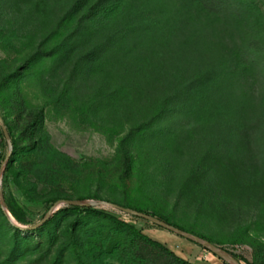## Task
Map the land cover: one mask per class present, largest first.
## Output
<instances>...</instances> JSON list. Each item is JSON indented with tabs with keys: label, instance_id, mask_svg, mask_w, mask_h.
<instances>
[{
	"label": "rangeland",
	"instance_id": "1",
	"mask_svg": "<svg viewBox=\"0 0 264 264\" xmlns=\"http://www.w3.org/2000/svg\"><path fill=\"white\" fill-rule=\"evenodd\" d=\"M0 115V264H264V0H0Z\"/></svg>",
	"mask_w": 264,
	"mask_h": 264
},
{
	"label": "water",
	"instance_id": "2",
	"mask_svg": "<svg viewBox=\"0 0 264 264\" xmlns=\"http://www.w3.org/2000/svg\"><path fill=\"white\" fill-rule=\"evenodd\" d=\"M0 125H1L3 133H4V137L6 138V140L8 142L10 151L12 152L13 151V143L11 140V136H10L9 131L7 129L6 123H5L4 119L1 117V115H0ZM6 163L7 162L4 163V165L1 169L2 170L1 172H3V170L6 166ZM0 197H2L1 187H0ZM100 204L112 207V208L119 210L123 213H126L128 215L135 216V217L144 219L146 221H149V222H151V223H153V224H155V225H157V226H159V227H161V228H163L169 232H172V233H174V234H176V235H178V236H180V237L204 248L205 250L215 254L218 258H220L221 260L225 261L228 264H241L231 253L227 252L226 250L222 249L221 247H218L217 245L213 244L211 241H209V240H207L201 236L193 234L189 231L182 230V229L175 227L169 223H166L165 221H162L159 218L153 217V216L148 215L146 213L139 212L136 210H132L129 208H125V207L119 206V205L114 204V203H109V202L99 203V202L91 201V200H60V201L56 202L54 204V206L48 211V213L46 214L43 221H41L40 223H38L37 225H34L32 227H25V226H22L21 224H19L14 219V217L11 215V213L7 210V208L5 207L3 202L1 203V209H2L5 217L7 218V220L9 221V223L13 227H15L21 231H27V230H36V229L40 228L41 226H43L56 213V211L62 206L94 209Z\"/></svg>",
	"mask_w": 264,
	"mask_h": 264
},
{
	"label": "trees",
	"instance_id": "3",
	"mask_svg": "<svg viewBox=\"0 0 264 264\" xmlns=\"http://www.w3.org/2000/svg\"><path fill=\"white\" fill-rule=\"evenodd\" d=\"M4 121H5V120H4ZM5 123H6V122H5ZM6 126H7V124H6ZM7 129H8V126H7ZM9 134H10V133H9ZM10 136H11V135H10ZM15 147H16V145H15V143L13 142V148H15ZM81 200H83V199H81ZM55 201L58 202V201H60V200L55 199ZM1 211H2V209H1ZM136 211L143 212V211H140V210H136ZM2 212H3V211H2ZM9 212L11 213V215L14 217V219H15L18 223H21V224H26V223H27L25 213H24V212H23V211H22V210L16 205V203L13 202V204H12L11 206H9ZM80 212H86V213L89 214V215H93V216H95V217H98V218H102V219L108 220V221H110V222H112V223H114V224H116V225H118V226H120V227H122V228H125L127 231H129V232H130L131 234H133L134 236L140 238L141 240L146 241L147 243H149V244L152 245V246H155V247L159 248L164 254L168 255V256L171 258V260H173V261H175V262H177V263H179V264H191V263L185 261L184 259H182V258L176 256V255H175L172 251H170V250L167 248V246H165L164 244H162V243H160V242H157V241H154V240H152L151 238H149L148 236L143 235L142 232L139 231L135 226L130 225V224L124 222V221H121V220H119L116 216L111 215V214H109V213L96 211V210L91 209V208H79V207H66V208L60 210L58 213H80ZM58 213H57V214H58ZM143 213H145V212H143ZM3 214H4V213H3ZM146 214H148V213H146ZM148 215H149V214H148ZM4 216H5V215H4ZM151 216L156 217V218L158 217L156 214H151ZM54 217H55V215H53V216H52V217H51V218H50V219H49V220H48L43 226H41L40 228L36 229V231H37V230H42V229H44L45 227H47L49 224H51V223L54 221ZM5 218H6V217H5ZM6 219H7V218H6ZM159 219H161L162 221H165L166 223H169L167 220H165V219H163V218H159ZM169 224H171V223H169ZM171 225H173V226H175V227H178V228H180V229H182V230L188 231V230H186V229H184V228H182V227H179V226H177V225H174V224H171ZM14 228H15V227H14ZM15 230H16L17 232L21 231V230H19V229H17V228H15ZM30 231H31V230H30ZM191 233H193V232H191ZM193 234H194V233H193ZM198 236H200V235H198ZM201 237H203V238L209 240L208 238H206V237H204V236H201ZM209 241H211V240H209ZM212 243H213V242H212ZM232 255H233V254H232ZM233 256L236 258L235 255H233ZM226 264H228V263H226Z\"/></svg>",
	"mask_w": 264,
	"mask_h": 264
}]
</instances>
